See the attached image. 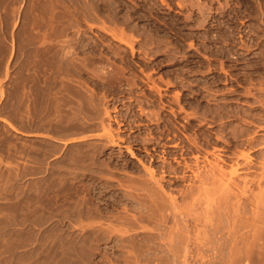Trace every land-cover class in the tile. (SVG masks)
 I'll list each match as a JSON object with an SVG mask.
<instances>
[{"label": "rangeland", "instance_id": "obj_1", "mask_svg": "<svg viewBox=\"0 0 264 264\" xmlns=\"http://www.w3.org/2000/svg\"><path fill=\"white\" fill-rule=\"evenodd\" d=\"M187 1L185 3L184 0H165V2L163 3L161 0H0V264H111L108 262H112V264L115 262L118 264H126V262L123 263L124 260H128L129 258L127 259V257L131 256V254L130 256H128L129 254L126 251L129 249V252L131 253V251L134 250L132 249V246H130L132 245V243H130L131 242L130 240L129 243H127L126 241L127 244H130L128 245L129 247L128 248L125 247L127 246V244L121 241L122 239L119 236L117 237L118 238L117 239V238H113L112 237L113 234H111L112 235L111 238L106 239V237L108 236L106 235L105 237V234L99 231L95 235L99 237V239H100V235H102L101 238L103 237L102 239L104 241L101 239V243L100 242L97 243L100 240L99 239L96 240L97 237L93 235L94 233L92 232L88 233V231H86L88 228L87 229L84 228L85 230H83V228H80L79 230V227L82 226L81 225L82 220L83 221H86V219L88 220L89 218L88 215H91V218L92 216H95V213L97 211L95 208H91L90 207L91 205L92 206L94 205L93 207H96L97 205L98 207L96 208L98 210L101 207L100 209L101 213L98 215L96 214L97 216H95L94 218L96 217H99L100 219L103 218L102 224L104 223L106 228H108L109 225L111 227V224L108 221L112 222V224L117 221L115 224L119 223V225H121L122 223L119 222V220L117 219L114 220V219L118 218L119 215H122L124 213H126L127 216L129 214H132L129 216H135V215L137 216L139 212L144 213V208L139 207L140 205L136 206L135 203H133L134 193L131 194L132 199L129 197L130 196L129 193H132L133 191V188L130 187L133 181L130 180V178L131 179L133 178V180L135 181L139 174L137 180L143 179L142 175L145 174L146 175L145 178L147 179L148 174H146L147 171L145 168L149 167V165L152 164L151 153L152 154L154 153L153 149L157 148V150L159 151L157 154L154 153L155 161H157L154 166H158L162 164L161 161L159 160H161L160 158L162 156V151L163 149H165L162 146H160V144H164V143L174 144L177 140L173 139L175 141L174 142L173 140H168L167 137L162 138L160 132H158V129H156L157 123L154 120L149 122L148 120H146L145 117L139 118L141 113L139 107L142 108V105H144L142 109H145V113H148L153 109L157 111L158 109V111H161L163 115L164 114L171 115L170 112L173 111L175 112L176 111L175 108L178 109L180 105H182L183 107L187 105L188 107L186 106L184 108V111L186 113L182 112V110L180 112V109L177 110L176 112L178 114L180 112L181 115L179 114L180 115L178 116L179 118H175V120L171 119V121L173 122L168 124V126L170 125L169 127L172 128L175 127L174 130L177 129L176 131L180 134V138L183 139L184 143L187 142L184 136L186 134H188L187 136L191 137L190 139L194 138L195 141L201 143L203 140H201V138H199V135L197 134L199 130L208 131L207 133H210L209 131L213 132L214 130L213 133L211 132L212 134H210L211 136L209 137V142H211L210 143L211 145H208L209 147H212V145L217 147L222 146L227 148L228 152L231 153L235 150L234 147L240 145L238 149L241 150H239L240 152H238L237 150V154L240 153L242 156L243 155L242 151L248 152L247 156L245 152L244 156H242L244 158L238 160L240 166L244 162L241 166L242 167L241 169L244 170L240 169L241 173H239V177H241V179L242 177L244 178V176L246 175V178H244L243 180H241L239 177H237V179L239 178L237 180L234 175H231V172L234 169V165H236L235 158L227 157L228 160L225 158L227 160L226 163L230 162V164L228 165V163L227 164L225 163L226 166L224 164L225 166L224 171L225 173L228 171V175H229L227 177V174H225L226 178L232 177L233 179H235L234 181L237 183L235 184L234 181L229 182L230 188L232 187L233 191L236 192V195L238 193L237 191H239V195H237L238 198L234 195L233 197L234 198L236 197L237 200L242 198L238 202L240 205L239 204H238L239 206L236 205L238 206L237 209L239 207L242 209L241 210L239 208L237 210V212H239L240 214L238 215V219L237 217L234 218L236 214L235 215H233L232 213L229 214V212H231L230 210L234 209L235 203L237 204V202L234 201L235 199H231L232 198L231 194H235V193H231L233 191L232 190L230 191L229 188H228L229 192L227 191L228 194L226 192L225 193L227 195H229V193L231 194L228 197L222 199L226 200L227 198H230L229 200L234 201L233 203L234 205L229 204L231 203L229 200H228L229 203L227 201L224 202L220 200L221 199L220 197H223V195L222 196L220 195V193H222L221 189H220L221 191L217 189L218 192L216 194H212L213 192L209 194V198H208V194L206 193L207 194L205 195L206 198L205 197L203 198L202 195L205 194L204 192H206L207 189L204 184H203L204 186H202L201 183L196 182L201 186L199 185L200 187H197L196 185H194V188L195 186L197 187L195 188L197 189V191L193 188V192H198V188L202 190L201 187H203V189L205 187L206 190H204V192L201 190L199 191V192H203L202 195H200L199 192L197 194L198 196H200L199 197L200 200L203 199L200 201L201 203L198 202L199 199L196 198L197 196L195 197L196 201L195 199H193L195 194L194 195L191 194L189 196L190 198L193 196L191 199L194 200L193 203H191L192 201L189 198L187 203L188 206L190 207L192 204L194 205V206L192 205V207L189 209L188 207L187 208L184 207L183 204H186V202L184 203V201H182L183 200L182 197L187 193V191H189L188 188L185 189L183 188L186 187L185 186L186 184L182 183V181H177L178 183L175 182L174 181L175 178L173 177L172 178L166 177L163 180L162 186L165 187V190L169 196L174 197L176 195L175 199H177L176 201L177 203L179 202L178 206L182 205L186 209V211H190L193 208V211H190L192 212L191 214L192 218H189L188 224L185 223L187 221L184 218V214L181 216V218H179L182 221V222L180 221L181 226L179 227L181 230L183 229L182 230L183 233L185 231L192 232L191 230H193L194 228L199 230V232H197L198 234L193 235L195 229L191 233L192 236L191 234H189L190 237L189 241L191 244H188V246L189 248L191 247L190 251L192 250L190 252L191 254H189L190 257L188 256L187 258L189 262L193 264H229V263L231 264L232 262L234 264L235 261L231 258H233L234 255L233 252L235 251L237 246L239 250L236 249L235 252L237 253L239 252L238 256L242 255L241 256L242 259L238 260L239 257L237 259L236 258L237 253H235L234 257L236 258V261L238 260V263L236 262L237 264H264V164H262L264 163V154L262 155L260 152L263 151L262 153H264V145H262L264 144L262 143V141H264V137H263L264 111H262L264 110V94H263L264 93L263 91L264 90V0H187ZM195 2H197L196 5ZM181 4L183 5L181 6ZM197 23L200 25H197ZM116 30H119V34ZM113 31L115 34L113 33ZM120 31H124L123 33H125L127 37L128 36L130 37V41L126 40L127 37L122 32L121 33L124 36H120V37L125 39L124 40L125 43L120 42L117 38H115L114 35L117 36L116 34H118L117 37H119ZM157 36H159V38L161 37L164 41L158 40L159 38ZM129 37L127 39H129ZM131 37H134L135 40ZM152 37L155 38L157 41L160 42L163 41V42L157 43V41L155 42L152 41L153 45L151 46L152 44L151 40L153 39ZM150 38L151 40H149ZM76 39L78 40L76 41ZM131 40L134 43L133 47L134 46L136 47L134 48L133 53L132 51L130 52L131 49L128 48L126 43V41L128 42V44L129 42L132 43ZM143 41L144 43L146 41V43L144 44ZM52 44L54 45L56 44L55 47ZM57 45L59 46L57 47ZM45 46L48 47V50L50 49L51 50L48 51L47 47ZM49 46L51 47L50 49ZM61 46L62 48L65 47V51H67L68 53L69 51H71L72 53L70 52L69 55L67 52H64ZM143 46H147L152 50H150L149 48L148 49L144 48ZM56 47L59 48L60 50H56L57 49ZM67 49H69V51ZM155 49L156 50L160 49V52L156 51ZM113 50H116L118 55L115 54ZM52 51H53L52 54L57 53L56 55L58 56L51 55ZM63 53H65L64 58L61 57ZM47 54L51 55L50 60L52 59V56H54L53 60L56 61L60 59V61H62V64L59 61H58L59 63L57 61L56 62L52 61L51 63V61L48 59L49 56ZM73 54L76 55L75 57L78 58L76 62L80 60L82 63H84L83 61H85L88 64L87 65L86 63H84L83 65L86 64V66H83L78 63H75L74 60L73 65H79L78 67H81L80 69L77 68L79 69L80 72H77L78 70L77 71L74 70L72 64L67 65L66 58L68 57V60L69 58H71V61H73L74 59ZM143 54L146 56V58L144 57ZM146 54L149 56H147ZM119 55L122 56V58L116 57ZM56 57L58 58L55 59ZM88 57L89 58L92 57L93 59L91 60L98 65V66L94 65L96 67L95 72H97V73H93L95 75H93L90 71V69H93L95 67H92L93 66L92 61L89 60L90 62H88L86 60V58L89 59ZM128 57L130 59H128ZM95 59H98L100 62L96 61ZM121 59L122 61H124L123 63L121 62ZM89 63L92 66H90ZM127 63L134 65L133 72L129 70L131 69V67L130 68L126 67ZM61 65L64 66L65 68L63 69ZM148 65L150 66L148 67ZM67 66H69L70 68H68ZM84 67H86V69L87 68L89 69L86 70ZM119 67H123L124 70ZM139 67L142 68L143 70L140 69ZM66 68L68 69L65 70ZM83 68L84 70L82 71L81 69ZM117 68L121 70L119 71L117 70ZM220 68H222L223 71H221ZM113 70H115L114 73L115 72L117 73L119 71L118 75L120 76L125 75L122 78L120 77L121 83H119L118 81L115 82V84L118 83V87H116L117 85H112L113 82H110L109 80H107V82L109 83H105V80L108 78H110V80L113 81L112 80ZM140 70L142 72H140ZM146 71L148 72V75L150 74L149 78L147 74H146L147 75L146 78H144L146 75L142 74L144 72L146 73ZM106 72L107 73L110 72L109 74L110 76L108 75L109 77L105 76L107 75ZM100 73L101 74L103 73L102 75L105 76V78L102 75L100 76L101 79H103L104 81L101 80L100 77L98 76ZM122 73H124V75H121ZM130 75L132 76V78L135 79L136 77L138 80L142 76L141 78L145 79V81H143L142 79H141L142 81L140 80L138 81L135 79V85L130 84L132 83V81H130V79L132 80V78H130L131 77ZM126 76H127V80L129 79L128 81L126 80ZM176 76H179L180 78ZM152 78L157 82L153 81ZM181 78H183L182 79L183 81H181ZM125 80L129 83V86L130 85L131 87L134 86L130 88L131 90L129 89L126 90L125 88L123 89V87L125 86L126 88H129V86L127 85L128 83L126 84ZM166 80H168V82L169 80L170 82L173 81L172 84L174 86L171 88L167 87L166 86L167 83L162 82ZM160 82H162V85ZM148 83L151 84L153 87L154 84H157L156 88L160 86L159 87L160 90L166 87L165 88L166 90L165 89L162 90L161 93L162 94L166 93L171 98L174 92L175 93L179 92L178 94L181 93L179 95L180 101H183L184 104L182 102L181 104H178L176 103V101L175 103L170 104L167 101L169 100V98H166V101L164 98L163 101H165L164 103L166 105L165 107V105L162 104L164 106V109L166 110L168 108L167 110H169V106H170L169 112L167 110L165 111L163 108H161L162 106L161 103L159 104V100L160 99L162 100V98H159L157 95H154L157 94L155 93L154 90L152 91L149 90L150 88H146L148 87L147 85H149ZM196 83L198 85H196ZM200 83L202 84L200 85ZM65 84L66 87L67 86L69 87V85L73 87H69L66 89ZM180 84H182V86H180ZM119 85L122 86V88ZM136 86H138L139 88H137ZM70 88L73 89L70 90ZM126 91L127 93L128 91L130 92L133 91V92L132 93L129 92V94H127ZM141 91L144 92L147 96L144 93H143L144 95H141L142 93ZM149 91L154 94H151ZM135 92L136 94H134ZM168 92H170V94ZM208 92L210 94L208 96L210 97H212V94H214L212 98L207 96ZM204 94H206V96ZM144 96L147 98L156 99L154 100L156 102L155 104L156 106L152 107V105H150L151 106L150 107L149 104H146L144 101H146L147 98H145ZM134 98H136L137 100H135ZM93 101L95 102V104H93L94 106L89 107L92 106L90 105L91 104L90 102L93 103ZM186 103L188 104L190 103L189 105L192 106H189ZM221 107H226V108H223L222 110ZM89 108H92L93 110ZM193 109L196 111L197 115L199 116L204 115L203 118H206L205 121L203 118H196V119L194 118L195 120L194 121L191 118V116H187L189 114L187 113V110L188 112L191 111L193 112ZM106 111H109V115H111V117L105 115ZM195 111L193 113H195ZM217 112L220 115L219 114L217 115ZM224 112L227 113L224 114ZM136 115H138V117ZM185 116L188 117L189 120L188 118H184ZM113 118H120V120L119 119L116 120L119 123H122L123 125L118 124V122L114 121ZM220 119L222 120L220 121ZM141 120L142 122L140 123L142 124L139 123V121ZM203 121L205 123H203ZM222 122L226 124H223ZM108 123H110L111 129H115V131H113L115 132L114 133L115 135L114 134L113 135L116 138H118V136H120V138L123 137L122 141L120 142V146L117 147L111 146L110 143H108L109 139L107 140V137L103 135L105 134L104 128L105 126L108 127L109 125ZM162 124L163 122H161L160 124L161 125L160 130L164 128V125L162 127ZM191 124L192 126L195 127V129L199 127L200 129L194 132V130L190 128ZM148 126L150 128V131ZM218 127H220L221 129ZM260 127L262 128L260 129ZM223 128L224 129L228 128V129L225 131ZM154 129H156V132ZM237 129L239 132H243V134L241 135L243 141L242 138L239 137L241 143L239 142V138H235L232 136L231 133H229L230 131L231 132L234 130L236 131ZM244 131L245 132L248 131L247 135L244 134ZM250 131L251 133H253L252 135L254 137H256L257 135L256 137L257 139L262 138L263 140L258 139L253 144L249 145L248 139L252 136L250 135ZM216 134L217 137L219 134H221V136H223L224 139L220 136L222 139L221 141L218 140ZM151 135L153 140H151ZM258 135H260V137ZM244 136L246 137V139L244 138ZM160 137L162 139H160ZM144 139H146V141H144ZM160 140L162 143L160 142ZM225 140H228L227 142L228 144L226 142L224 143ZM147 141H149L150 144ZM257 141H259L262 144H260ZM153 142L156 143L154 144ZM157 142H160L159 146H156ZM202 143H204V141ZM258 143L261 145V148L260 145L259 147H257ZM185 144L188 145V143ZM228 145L234 150L227 147ZM242 145H245L244 148H242L243 147ZM255 145H256V149H255ZM145 146L149 151L146 150ZM167 148L170 149L169 147H166V149ZM251 148L254 149L252 150ZM257 151H259L260 154H258ZM157 155L159 157H157ZM148 156L150 158H148ZM248 156L250 159L248 158ZM158 158L159 160H157ZM214 158L213 156H210V160ZM230 159H235V161L233 160L232 162V160ZM247 159H249L247 162H249L248 164L250 165L246 164L247 162L245 163ZM106 160L108 161L107 165H110L108 166L110 167L109 170L106 169L107 165L105 166V163H107ZM168 160L171 161V159ZM84 161L87 164L88 162L89 163L91 162L93 166L91 164L87 165ZM103 161L105 162L102 163ZM84 163L87 166L83 167L82 165H85ZM96 163H97V167L95 165ZM76 164L78 165L81 164V165L78 166ZM245 164L249 168H252L253 170L251 169L249 170V168ZM243 165L248 170L244 168ZM76 166H78L79 169H77ZM205 166H207L206 168H209L208 165ZM228 166L229 167L233 166V168H229ZM73 167L76 170L73 169ZM82 167L85 169L81 170ZM86 167L88 169H86ZM226 167H228L229 169ZM245 169L247 170L246 173H245L246 171ZM69 170L73 174L69 173ZM72 171H76L77 173ZM78 172L81 175H79ZM158 173L160 174L161 172L160 171L157 172L158 175L157 178H160L161 174L159 176ZM67 174L68 175L71 174V175L67 176ZM75 174L77 175L75 176ZM100 174L102 176V179L100 178ZM242 174L243 176H240ZM104 175L106 176V178L108 175H109L108 177L114 176L113 177L114 179L117 178L116 180L117 181L119 180L122 183L124 181L128 182L130 180L131 182H128L126 185L124 183V186H126L125 188L127 189L126 193L130 191L127 194L128 196L127 195L123 196L125 194L124 187L116 188L118 190H110V188H105V186L108 185V184L106 185L105 182L109 179L108 178L106 179ZM72 176L75 179L79 178L80 180L76 179L77 181H75V179H72L73 178ZM68 178L70 179L68 180ZM128 178L129 180H127ZM245 179L247 180L245 181ZM116 180H114L116 182L114 184L119 183V181L117 182ZM169 180L170 181L172 180L171 181L172 183ZM207 180H208V185L206 184L205 180L203 183L206 184L208 188L207 191H212L209 188V186L210 184H213L212 182L213 179L212 180L210 179L211 182L209 179ZM68 182L70 183V185L73 184L71 187H74L75 190L77 188V190L80 192V195L78 194L79 192H75L74 189L71 188L70 185H68L69 184ZM76 182L81 184L80 188L83 186L82 184L84 183V186H86L87 189L86 187L84 188L83 186V188L85 189V191L83 192L82 190L84 189L82 188L79 189L78 188L79 184ZM60 183L62 187L60 186ZM64 183L68 185V186L66 185V187L68 188V191L70 193L72 192L70 190L73 189L74 192L71 193L74 194L73 195L74 197L72 196L73 198H75L76 195L75 193H77L76 197L78 195L81 197L82 195V197L81 198L78 197V199H80L79 201H81L83 198L85 200V201L83 200V202H85V205L82 201L80 205L86 207V204L88 206L92 202H95L96 205L92 203L89 207H86L91 210L94 209L95 211L94 210L93 211L95 213L93 211H92L93 213H91V211L90 212L87 211L88 209L86 210L85 207H84L85 208L84 211L83 206L82 208L81 206L80 207L75 206V203H73V201L78 203L76 205H79L80 202H78L77 198H75L77 201L76 200L70 201L72 199L70 198L71 195H68L67 193L68 191L64 193L66 189L65 185L63 186ZM177 184L178 186L179 185L182 186V188L179 187L181 188L180 189L181 191L174 189V187L176 188ZM214 185H215V181L213 186ZM95 186L97 187V190L94 189ZM235 186L238 188H235ZM129 187L132 189H130ZM227 187L228 186H225V190H227L226 189ZM58 188L60 190L63 189V191L61 190L62 191L61 192ZM99 188L102 190H100ZM221 188H223L224 190V187ZM243 188H244L243 191L247 193L244 196L241 195L243 192L242 191ZM88 189L90 190V192ZM240 189H241V193H240ZM174 190L175 192H173ZM86 191H88L89 195L88 193L87 194L85 193ZM99 191L102 196L100 195ZM83 194L86 197L93 196V198H91L93 200L89 201L90 199L88 200V198H86ZM187 194L185 197H187ZM68 196H70L69 197L70 199L69 198L67 199ZM224 196L226 195L224 194ZM97 197L99 198V200H97ZM179 198H181L182 200ZM206 199L208 200V202ZM63 200L65 201L69 200L73 205H70L69 201H67L68 203H66ZM62 201L63 203L66 204H62ZM181 201L183 203H181ZM210 201L211 203H209ZM213 202L215 204L218 203L217 205L219 209L223 207L222 210H218L216 212L215 209L217 208V205H215ZM219 203L221 205L222 203L226 205L223 206L220 205L221 206L220 207ZM229 205L231 207L233 206L232 209ZM70 206L72 207L74 206L75 208L72 209V207ZM125 206L126 208H124ZM131 206L133 207V209ZM66 207L70 209L68 210ZM225 207L230 208V210L224 209ZM64 208H66L65 211ZM76 208L78 209V211ZM74 209L76 210V213L78 215L74 212ZM257 209H259V211ZM122 210H124L123 211L124 213L122 212ZM225 210L229 215L226 214ZM234 210L236 211V209ZM70 211H73L71 212L73 213V215H70L71 214ZM119 211H121L122 214L121 212L119 214ZM212 211L214 212L212 213ZM254 211L256 213V218L254 217L255 214ZM106 212H108L109 215ZM110 212L114 213V215L116 213H118L119 215L113 217L114 215ZM68 213L69 216L66 217L62 216V215H68ZM219 213L225 214L224 215L225 217H223V215L221 214L222 221L221 219L220 220L216 219L217 217L215 218L216 215L220 216ZM126 214H124V216ZM204 214L210 217L209 220L210 219L214 220L213 222L216 221V223H214L215 225L217 223L218 224L220 223L219 225H216V228H218L219 231L216 230L217 232L215 231L216 232L215 235H214V231L211 230L214 229L211 226V224L213 223L211 222H210L211 224L208 223L209 221L207 222V220L205 219L206 216ZM231 214L233 215V217L231 216ZM70 216H74V217H70ZM226 216L227 217L229 216V219H226ZM107 217L108 218L112 217L111 218L112 220L108 219ZM230 217L232 220L230 219ZM94 218H92L94 220L93 222L96 221ZM105 218L107 219V221ZM68 219H71L76 223L78 222L77 224L80 226H78L75 222H72L73 223L72 224L71 220L69 222ZM78 219H80L81 222H79L80 220ZM191 219L192 220L195 219L197 223L195 224L196 227H190L192 226V224L193 226H195L194 220L192 221ZM236 219L237 221L235 222ZM97 220L98 221L96 222H99L98 224H100L101 221H99V219ZM203 220L205 222H203ZM227 220H229V223ZM88 221L92 223L91 219ZM104 221H106L107 223ZM231 221L232 222L234 221V223L239 226L235 225V227H233L234 223H232ZM86 222L84 223V225H86ZM171 223L172 222H170L169 224L171 225ZM93 224L95 225V223ZM102 224L100 225L102 226V228H104V225ZM146 224L151 226V224L148 223ZM189 224L190 226H188ZM206 224L207 225L210 224V226L209 225L206 226ZM221 224H223V227ZM91 225L85 227H89V230H92ZM119 225L113 224L110 229H113V226H116L118 228ZM184 225H187V228L189 227L190 229L188 228L187 231L185 228L186 226ZM204 225L207 229L206 233H209L207 235L209 236L211 235L210 237L207 236V238L209 239L213 238L210 241L211 243L208 242L210 245H212L214 238L216 239L217 236V239L214 242L215 246L214 244L211 246L212 249L211 247L209 248L207 247L206 244L207 242H205V240L203 243H199V241H197L199 243V244L197 243V247L196 244H193L196 240L195 237L197 238V240H200L201 242V239H199L200 236H196V235H199V233H201L200 229L201 231L202 230L206 231V229H204L205 228ZM71 227H74L75 229H71ZM122 227L123 225L120 226V228ZM220 227L221 229H219ZM235 228L240 232L236 231ZM138 229L139 228H136V230ZM178 230L179 229H177V232L181 231ZM76 231L77 232L80 231V232L76 233ZM233 231L236 233L238 232L239 235L240 234L243 235L237 236ZM86 232L90 234V237ZM182 232L180 233L182 234ZM186 232L184 234H186ZM206 233L204 234L201 233V235H204L206 237ZM83 234L85 236L87 235L86 238H88V240L90 241L93 240L92 242L94 243L95 240L97 241L96 242L97 248H95V251L97 249L96 251L97 253L94 252V249L92 251L93 243L89 246L91 242L88 243L87 240L84 238ZM253 234H255V236ZM77 235L79 236L77 237ZM142 235L145 238H143ZM81 236L83 237V240L85 239L84 240L85 242L83 240L81 241L82 239ZM139 237L142 238L138 239ZM139 237H137V239L139 240L137 242L139 243L142 242L141 244H144L143 248L147 246L146 248H148L151 252L146 248L145 249L142 248V250H144L143 252L142 250H138L137 249L138 247L135 246L136 253H134L133 251V254L135 256L137 255V252L139 253L138 254L139 256L142 254L141 258L138 255L136 256L137 260H139L140 262L138 264H141L142 262L143 264H151L152 261H153L152 264H158L157 263L158 260H159V264L160 263L170 264L172 261H173L172 264H178L179 262L183 264V257L181 256L182 258L179 261V258L173 256L167 250L168 247L165 246L166 242L164 241L165 243H162L163 240L167 241V239H161L162 241L160 242L159 238L152 237L151 239L150 237H147L146 234H141L139 235ZM177 237H174V240L180 243L179 246L181 247V250H183L184 248L183 242L179 240ZM89 238H92V240ZM146 238L148 241L146 240ZM207 238L206 241L209 240ZM157 239L158 241H154ZM218 239L219 241L220 240L221 241L219 242ZM149 240L150 242H152V245L149 242ZM158 242H160V244H158ZM85 243H87L88 245L87 249H86L87 245ZM216 243H219V247L218 244ZM117 244H120L118 248H117L118 246ZM202 244L204 245V248ZM93 245L95 246V244ZM161 245H163V247ZM192 245L195 248H193ZM78 246L82 248L81 249L80 247L77 248ZM83 247L85 248L83 252L85 251L87 252L88 249L89 250L91 249L90 251H92V253L95 254L92 255L90 251H89L90 253L88 252L89 254L87 253L88 255H85L86 252L85 253L81 252L80 254H78L77 250L78 249L83 250L84 249ZM151 248L153 251L151 250ZM159 248L161 249L159 250ZM251 250H253L254 252ZM159 251L161 252L159 253ZM166 251H168L167 254ZM195 251L197 252L195 253ZM240 252L242 253L240 254ZM82 253L84 256L87 257L88 260L87 259L83 260L86 257H84ZM126 253L128 255H126ZM145 254L147 256H144ZM156 254H159L160 256L158 257ZM193 254L195 256H193ZM249 254L250 256H248ZM78 255H81L80 257L82 256L83 257L80 258ZM122 255L127 256L126 259H123V261L122 258H124L125 256L122 257ZM135 256H133L134 258L132 257V259L129 260L131 261L129 263L132 264L133 263L132 260L138 262L136 261ZM148 257L150 260L148 259ZM160 257L162 261H160L161 260ZM171 257L173 260L171 259ZM193 257L194 258L196 257L197 259L196 258L194 259ZM153 258L155 259V261ZM165 258H166L165 262L167 261V263L164 262ZM167 258L169 261L167 260ZM230 259L233 260L234 262L231 261ZM135 262L133 264H135ZM189 262L188 264H190Z\"/></svg>", "mask_w": 264, "mask_h": 264}, {"label": "bare ground", "instance_id": "obj_2", "mask_svg": "<svg viewBox=\"0 0 264 264\" xmlns=\"http://www.w3.org/2000/svg\"><path fill=\"white\" fill-rule=\"evenodd\" d=\"M161 1H162L163 3L165 2V0H161ZM186 1H187V0H184L185 3H186ZM187 2H188V1H187ZM189 2H190V1H189ZM191 2H192V1H191ZM198 2H199V1H198ZM196 3H197V2H195V5H196ZM190 4H191V3H190ZM182 5H183V4H181V6H182ZM198 6H199V5H198ZM198 6H197V7H198ZM33 7H34V6H33ZM201 8H202V6H201ZM197 9H198V8H197ZM33 10H34V9H33ZM203 10H204V9H203ZM200 13H201V12H200ZM201 19H202V18H201ZM204 21H205V20H204ZM204 21H203V22H204ZM197 22H198V21H197ZM197 25H200V24L197 23ZM201 25H202V24H201ZM114 31H115V30H114ZM114 31H113V33H114ZM116 31H117L118 34H119V30H116ZM121 32L123 33L124 31H120V35H119V37H117L118 34H116L117 36L114 35V37L117 38L120 42L125 43V41H124L125 39H123L122 37H120V36H124L123 34H125V33L122 34ZM114 34H115V33H114ZM121 34H122V35H121ZM125 36H126V34H125ZM150 36H151V35H150ZM150 36H149V37H150ZM152 36H153V35H152ZM221 36H222V35H221ZM126 37H127V36H126ZM128 37H129V36H128ZM128 37H127V38H128ZM154 37H155V36H154ZM157 37L159 38V36H157ZM127 38H126V40L130 41V37H129V39H127ZM131 38L134 39V37H131ZM144 38H146V37H144ZM152 38H153V37H152ZM158 38H157V39H158ZM160 38H161V37H160ZM160 38H159L158 40H163L162 38H161V39H160ZM147 39H148V38H147ZM77 40H78V39H76V41H77ZM134 40H135V39H134ZM149 40H151V38H150ZM131 41H132V40H131ZM152 41L155 42V41H157V40H156L155 38H153V39L151 40V42H152ZM163 41H164V40H163ZM163 41H162V42H163ZM54 42H55V41H54ZM134 42H136V41H134ZM158 42H159V43H162V42H160V41H157V43H158ZM52 43H53V41H52ZM126 43H127L128 48L131 49L130 52L132 51V53H133V52H134V48H136L135 46L133 47V44H134L133 41H132V43L129 42V44H128V42L126 41ZM130 43H131V44H130ZM143 43H144V41H143ZM145 43H146V41H145ZM145 43H144V44H145ZM148 43H149V42H148ZM50 44H51V43H50ZM150 44H151V43H150ZM155 44H156V43H155ZM155 44H154V45H155ZM43 45H44V44H43ZM52 45L55 47L56 44H55V45L52 44ZM152 45H153V42H152L151 46H152ZM58 46H59V45H57V47H58ZM140 46H142V45H140ZM148 46H149V44H148ZM151 46H150V47H151ZM45 47H47V46H45ZM57 47H56V48H57ZM143 47H144V48H147V49L149 48V47H147V46H143ZM50 48H51V47L49 46V49H50ZM56 48H55V49H56ZM61 48H62V46H61ZM43 49H44V48H43ZM52 49H53V47H52ZM149 49H150V48H149ZM47 50H48V47H47ZM50 50H51V49H50ZM50 50H48V51H50ZM56 50H60V49L57 48ZM56 50H54V51H56ZM62 50H64V52H67V51H65V47H63ZM67 50L69 51V49H67ZM150 50H152V49H150ZM155 50H156V49H155ZM223 50H224V49H223ZM48 51H47V53H48ZM113 51L115 52V54H117L116 50H113ZM136 51H138V50H136ZM156 51H159V52H160V49H158V50H156ZM57 52H58V51H57ZM70 52H71V51H69V53H70ZM148 52H149V50H148ZM148 52H147V53H148ZM154 52H155V51H154ZM229 52H230V51H229ZM231 52H232V51H231ZM41 53H42V52H41ZM49 53H50V52H49ZM52 53H53V51L51 52V55H54V56L57 54V53H55V54H52ZM67 53H68V52H67ZM67 53H66V55H67ZM69 53H68V54H69ZM71 53H72V52H71ZM135 53H136V52H135ZM142 53H143V52H142ZM156 53H157V52H156ZM220 53H221V51H220ZM42 54H43V53H42ZM115 54H114V55H115ZM128 54H129V53H128ZM144 54H145V52H144ZM144 54H143V55H144ZM231 54H232V53H231ZM235 54H236V53H235ZM44 55H45V54H44ZM47 55H48V54H47ZM51 55H48V56H49V57H48L49 60H50V58H51V57H50ZM62 55H63V56H62ZM62 55H61V57L64 58L65 53H63ZM69 55H70V54H69ZM69 55H68V56H69ZM117 55H118V54H117ZM135 55H137V54H135ZM146 55H147V54H146ZM150 55H151V54H150ZM54 56H52V59L50 60L51 63H52V61H54V60H53V59H54V58H53ZM56 56H58V55H56ZM75 56H76V55L73 54V57H74V59H73V57H72L73 61H71V58H69V60H68V57L66 58V59H67V65H68V64H72V65H73V64H74V60H75V63H78V64H80V65H83L84 63H86L85 61H83L84 63H82L80 60L76 62V60H78V58L75 57ZM147 56H149V55H147ZM229 56H230V55H229ZM233 56H234V55H233ZM61 57H59V58H61ZM116 57H121V58H122V56H120V55H119V56H116ZM125 57H126V56H125ZM131 57H132V56H131ZM144 57L146 58L145 55H144ZM223 57H224V56H223ZM226 57H227V56H226ZM57 58H58V57H56L55 59H57ZM63 58H62V60H63ZM88 58H89V57H88ZM135 58H136V57H135ZM147 58H148V57H147ZM46 59H47V58H46ZM46 59H45V60H46ZM66 59H65V60H66ZM91 59H93V58H92V57H90L89 59L86 58V60H87L88 62L92 61ZM124 59H125V58H124ZM128 59H130V58L128 57ZM65 60H64V61H65ZM89 60H90V61H89ZM95 60H96V61H99L98 59H95ZM95 60H94V61H95ZM126 60H127V58H126ZM46 61H47V60H46ZM56 61H57V62L59 61V62L62 64V61H60V59H58V60H56ZM56 61H54V62H56ZM69 61H70V62H69ZM131 61H132V60H131ZM59 62H58V63H59ZM80 62H81V63H80ZM92 62H93V61H92ZM92 62H91V63H92ZM99 62H100V61H99ZM99 62H98V63H99ZM121 62L123 63L124 61H122V59H121ZM151 62H152V61H151ZM161 62H162V61H161ZM130 63H131V62H130ZM130 63H127V64H126V67H127V68H130V67H131V69H129V70L133 72V70H134V69H133V66H134V65H131ZM133 63H135V62H133ZM157 63H158V62H157ZM53 64H54V63H53ZM63 64H64V63H63ZM86 64H87V63H86ZM86 64L83 65V66H86ZM152 64H153V63H152ZM159 64H161V63H159ZM59 65H60V64H59ZM72 65H70V66H72ZM87 65H88V64H87ZM89 65H90V63H89ZM92 65H93V66H92ZM92 65H90V66L95 67L97 64L93 62ZM94 65H95V66H94ZM162 65H163V63H162ZM222 65H223V64H222ZM222 65H221V67H222ZM65 66H66V64H65ZM74 66H76V67H74ZM78 66H79V65H73L72 67L74 68V70H76V71L78 70L77 72H80L79 69H80L81 67H78ZM83 66H82V67H83ZM97 66H98V65H97ZM121 66H122V65H121ZM149 66H150V65H148V67H149ZM160 66H161V65H160ZM61 67H62L63 69L65 68V67L62 66V65H61ZM67 67L70 68L69 66H67ZM146 67H147V66H146ZM146 67H145V68H146ZM148 67H147V68H148ZM58 68H59V67H58ZM68 68H66L65 70H67ZM77 68H79V69H77ZM84 68L86 69V67H84ZM84 68L81 69V70L83 71ZM90 68H91V67H90ZM119 68H122V69H123V67H119ZM124 68H125V67H124ZM139 68H140V67H139ZM145 68H144V69H145ZM208 68H209V67H208ZM60 69H61V68H60ZM87 69H89V68H87ZM87 69H86V70H87ZM95 69H96V67L93 68V69H90V71H91L92 74H93V73H97V72H95ZM113 69H114V67H113ZM137 69H138V68H137ZM140 69H142V68H140ZM220 69H221V71H223L222 68H220ZM223 69H224V68H223ZM69 70H70V69H69ZM69 70H68V71H69ZM72 70H73V69H72ZM72 70H71V71H72ZM92 70H94V71H92ZM117 70L120 71L121 69H118V68H117ZM123 70H124V69H123ZM142 70H143V69H142ZM151 70H152V69H151ZM151 70H150V71H151ZM208 70H209V69H208ZM114 71H115V70H113V72H112L113 75L111 74V75L113 76V79H112L113 81H111L110 78H108V79L105 80V83H109V82H107V80H109L110 82H113V84L111 83L112 85H117L116 87H118V83L115 84V82L118 81L119 83H121V81H120V80H121L120 77L122 78V77H124L125 75H124V73H122L121 75H124V76H120V75H118L119 71H118L117 73H116V72L114 73ZM125 71H127V70H125ZM148 71H149V70H148ZM153 71H154V70H153ZM72 72H73V71H72ZM72 72H71V73H72ZM123 72H124V71H123ZM135 72H136V70H135ZM138 72H139V71H138ZM140 72H142V71L140 70ZM74 73H76V72H74ZM81 73H82V72H81ZM98 73H99V72H98ZM106 73H107V72H106ZM150 73H151V72H150ZM165 73H166V71H165ZM169 73H170V72H169ZM102 74H103V73H102ZM102 74L100 73L99 75H98V74H97V75L100 77ZM109 74H110V72H108L107 75H105V76H108ZM130 74H131V72H130ZM132 74H133V73H132ZM142 74H145V75L147 74V75H148V72L146 71V73L144 72V73H142ZM163 74H164V73H163ZM93 75H95V74H93ZM128 75H129V74H128ZM137 75H138V74H137ZM147 75H146L144 78H146ZM149 75H150V74H149ZM149 75H148V78H149ZM166 75H167V74H166ZM166 75H165V76H166ZM169 75H170V74H169ZM102 76L105 78L104 75H102ZM109 76H110V75H109ZM109 76H108V77H109ZM112 76H111V77H112ZM130 76H131V75H130ZM128 77H129V76H128ZM133 77H135V76H133ZM138 77H140V76H138ZM141 77H142V76H141ZM141 77H140L139 80H140V81H142V80L145 81V79H143V78H141ZM176 77H179V76H176ZM130 78H132V76H131ZM160 78H161V77H160ZM179 78H180V77H179ZM100 79H101V77H100ZM133 79H134V78H132V80L130 79V81H132V83H130V84L135 85V79H136V80H138V79H137L136 77H135L134 80H133ZM141 79H142V80H141ZM150 79H151V78H150ZM150 79H149V80H150ZM182 79H183V78H181V81H183ZM218 79H219V78H218ZM101 80H103V79H101ZM126 80H127V76H126ZM126 80H125V82H126V84H127V83H128L127 81H128L129 79H128L127 81H126ZM139 80H138V81H139ZM147 80H148V79H147ZM147 80H146V81H147ZM152 80L155 81L153 78H152ZM152 80H151V81H152ZM156 80H157V79H156ZM176 80H177V79H176ZM195 80H196V79H195ZM195 80H194V81H195ZM219 80H220V79H219ZM103 81H104V80H103ZM133 81H134V83H133ZM160 81H161V79H160ZM171 81H172V80H171ZM216 81H217V80H216ZM155 82H157V81H155ZM155 82H154V83H155ZM162 82L167 83V84H166L167 87H170V88H171V87L174 86V85L172 84L173 81L170 82V80H169V82H168V80H166V81H162ZM162 82H160L161 85H162ZM192 82H193V81H192ZM213 82H214V81H213ZM213 82H210V83H213ZM143 83H144V82H143ZM150 83H151V82H150ZM152 83H153V82H152ZM158 83H159V82H158ZM164 83H163V84H164ZM180 83H183V82H180ZM187 83H188V82H187ZM123 84H124V83H123ZM148 84H149V83H148ZM176 84H177V82H176ZM189 84H190V83H189ZM192 84H193V83H192ZM198 84H199V82H198ZM198 84L196 83V85H198ZM201 84H202V83H200V85H201ZM67 85H69V84H67ZM120 85H121V84H120ZM120 85H119V86H120ZM127 85L129 86V83H128ZM145 85H147V84H145ZM149 85H150V86H149ZM149 85H147L148 87H146V88H150L149 90H152V91L154 90L155 93H157V94L151 93L150 91H149V92H150L151 94L157 95L159 98H162V100H161V99L159 100V104L161 103V105H162V104L165 105L164 102L166 101V98H169V100H167V101H168V103H170V104H171V103H175V101H176V103H178V104H181V102L183 103V101H180V96H179V95H180L181 93L178 94L179 92H176V93L174 92L173 95L171 94V95H172V98H171V97H170L169 95H167L166 93H165L166 95L161 93V91L164 90L166 87L163 88V89L161 88L162 90H160V88H159L160 86H158V88H156L157 84H154V87H153L151 84H149ZM185 85H187V84H185ZM138 86H139V84H138ZM138 86H136V87L139 88ZM164 86H165V85H164ZM180 86H182V84H180ZM207 86H208V85H207ZM65 87H66V84H65ZM69 87H73V86L69 85ZM69 87L67 86L66 89L69 88ZM120 87L122 88V86H120ZM132 87H134V86H132ZM132 87H131V85H130L129 88H126V86H125V87H123V89L125 88L126 90H127V89L131 90L130 88H132ZM136 87H135V88H136ZM184 87H185V86H184ZM210 87H211V86H210ZM71 89H73V88H70V90H71ZM114 89H116V88H114ZM189 89H190V88H189ZM198 89H199V88H198ZM205 89H206V88H205ZM137 90H139V89H137ZM140 90H141V89H140ZM165 90H166V89H165ZM167 90H168V89H167ZM113 91H114V90H113ZM116 91H117V90H116ZM133 91H134V89H133ZM133 91H131V92L128 91V93H127V91H126V93L129 94V92L132 93ZM263 91H264V90H263ZM117 92H118V91H117ZM120 92H121V91H120ZM136 92H137V91H136ZM136 92H135L134 94H136ZM141 92H142V91H141ZM141 92H140V93H141ZM163 92H164V91H163ZM124 93H125V92H124ZM143 93H144V92H142L141 95H144V94H145V93H144V94H143ZM168 93L170 94V92H168ZM172 93H173V92H172ZM191 93H192V92H191ZM138 94H139V92H138ZM151 94H150V95H151ZM158 94H159V95H158ZM175 94H176V95H175ZM263 94H264V93H263ZM114 95H115V94H114ZM116 95H117V94H116ZM145 95H146V94H145ZM162 95H163V96H162ZM204 95L206 96V94H204ZM208 95H210L209 92H208L207 96H208ZM213 95H214V94H212V97H213ZM146 96H147V95H146ZM205 96H204V97H205ZM133 97H134V96H133ZM136 97H137V96H136ZM144 97H145V96H144ZM208 97H210V96H208ZM208 97H207V98H208ZM212 97H210V98H212ZM145 98H147V97H145ZM159 98H158V99H159ZM164 98H165V101H163ZM183 98H184V97H183ZM186 98H187V97H186ZM186 98H185V99H186ZM262 98H263V97H262ZM130 99H131V98H130ZM132 99H133V98H132ZM134 99L137 100L136 98H134ZM154 100H156V99H154V98H153V99H151V98H147V100L144 101V102H145L146 104H149V106L152 105V107H153V106H156V105H155L156 102H155ZM204 100H206V99H204ZM132 101H133V100H132ZM157 101H158V100H157ZM198 101H200V100H198ZM198 101H197V102H198ZM187 102H188V99H187ZM189 102H190V101H189ZM260 102H261V101H260ZM90 103H91L90 105H92V106H89V107H93V106H94L93 104H95L94 101H93V103H92V102H90ZM190 103H191V102H190ZM190 103H189V104H190ZM262 103H263V102H262ZM88 104H89V103H88ZM88 104H87V105H88ZM140 104H142V103H140ZM178 104H177V105H178ZM183 104H184V103H183ZM186 104H188V103H186ZM189 104H188V105H189ZM197 104H198V103H197ZM200 104H201V103H200ZM221 104H223V103H221ZM172 105H173V104H172ZM174 105H176V104H174ZM139 106H140V105H139ZM143 106H144V105H142V108H143ZM162 106H163V105H162ZM162 106H161V108L164 109V106H163V107H162ZM167 106H168V105H167ZM186 106H187V105H186ZM186 106L183 107L182 105H180V107H178V109H177V108H175V109H176V111L180 109V112H181V110H182V112L186 113V112L184 111V108H185ZM189 106H192V105H189ZM199 106H200V105H199ZM150 107H151V106H150ZM165 107H166V105H165ZM187 107H188V106H187ZM196 107H197V105H196ZM202 107H203V106H202ZM205 107H206V106H205ZM142 108L139 107V109H140V111H141V113H140V117H139V118H141V117H142V118L145 117L146 120H148L149 122L152 121V120H154V121L157 123V124H156V127H157L156 129H158V132H160L162 138L167 137L168 140H173V139H174V140H175V139L177 140L176 142L173 140V141L175 142L174 144H171V143H170V144H168V143L165 144L164 142H163L164 144H160L161 140H160V142H157V145H156V146H159V144H160V146H162L163 148H165V149L162 148L163 151H162V156H161V158H160L161 160H159V158L157 159V160L161 161L162 164H160V165H158V166H154L155 163L157 162V161H155L154 153L157 154V153L159 152V151L157 150V148H154V149H153V150H154V153H153V154L151 153V156H152V158H151V160H152V164L149 165V167L145 166V167H147V168H145L146 171H147L146 174H148V176H147L148 178H147V179L145 178V177H146L145 174H143V175L141 174L142 177H143V179H138V180H137V178L139 177V174H138V177L136 178L135 181L133 180V178H132V179L130 178V180H132L133 182L131 183L132 185H131L130 183H129V184L131 185L130 187L133 188V191H134V192L132 191V193H129L130 191H128V193L130 194L129 197L131 198V196H132L131 194L134 193V194H133V198H134L133 203H135L136 206H139V205H140L139 207L144 208V213H141V212L137 211V212H139V214H138L137 216H136V215H135V216H129V215H132V214H129V215L127 216V214L123 212L124 210H122V212H123L124 214H126V215L124 216V214H122L121 211H119V214H120V212H121L122 215H119L118 213H116V214L114 215V213L110 212V213H112V214L114 215L113 217H115L116 215H119L118 218H115V219L113 218V219H114V220H116V219L119 220V222L122 223L121 225H123V227L120 228L121 225H119V223H118V224H115V223L117 222V221H116V222H114L113 224H114V225H119V227L117 228L116 226H113V229H110V228L112 227V225H113L112 222L108 221V222L111 224V227H110V225L108 224L109 226H108V228H106L105 225H104V223L102 224V221H103L102 219H103V218L100 219L99 217H96L97 219H99V221H101L100 224L104 225V228H106V229H104V228H102V226H101L100 224H98L99 222H96V221H98V220H97L96 218H94L95 216H97L98 214L101 213V211H100L101 207H100V209L98 210V209L96 208V207H98V206L95 204V202H92V203L95 204L96 207H93L94 205L92 206V205H91V204H92L91 202H89V203H91V204H90L91 206H90V205L87 206V204H86V207H89V206H90L91 208H95L96 211H97V212L95 213V212H94V211H95L94 209H93V210H94V211H93V210H91V209H89V208H86V207L83 206V205H80V204H81V201L83 202L84 199L82 198V200L79 201L80 199H78V197H80V196H79V195H80V192L77 190V188H76V190H77V191H76V190L74 189V187H71L73 184L70 185V183L68 182V183H69L68 185H70V187L73 188L75 192H79V193H78L79 195H78L77 197H76L77 193H75V194H76V195H75V198H77L78 202H80V203H79V205H76V204H78V203H76L75 201H73V203H75V206H77V207H78V206H79V207L81 206V208H82V206H83V208L85 207L86 210L88 209L87 211H89V212L91 211V213H93V212L95 213V216H92V218H94V219L96 220L95 222H93L94 220L91 218V215H88V216H89L88 220L91 219V220H92V223H90V221H88L87 219H86V221H88V222L83 221V220H82V222H81V220L78 219V220H80L79 222H81V225H82L81 227H79V230H80V228H83V230H85V229L88 228L86 231H88V233H89V232H90V233H91V232L94 233L93 235L97 234V232L100 231V232H102L103 234H105V237H106V235L108 236V237H106V239H110L111 236H112L111 234H113V236H112L113 238H117V237L119 236V237L122 239V240H121V239H120V240L123 241L125 244H127V243H129V242L131 241L130 243H132V245L127 244V246H125V244H124L125 247H128V245H130V246H132V249H134V250L131 249V250H132L131 253L129 252V249H128L127 251L125 250V251L128 252V254H129V255H128V254L126 253V255L130 256V254H131L130 257H127V256H125V255H124V256H125V257H124V256L122 255V257H124V258H122V261H123V259H126V257H127V259L129 258L128 260H124L123 263L126 262V264H127V261H128V264H131V263H129V262H131V261H129V260H131L132 257L135 256V255L133 254V251H134V253H136V251H135V250H136V249H135L136 247H138V248H137L138 250H142V248L144 247V246H143L144 244H141L142 242H141V243L137 242V241H139L138 239H141L142 237L145 238L143 235H142V237L140 238L139 235H141V234H146L147 237H150L151 239H152V237L159 238V239H160V240H159L160 242L162 241L161 239H167V241H166V240H163L162 243H165V242H166V245H165V246H167L168 249H167L166 247H165V248L170 252V254H172V255L175 256L176 258H179V261H180L181 258L183 257V264H188L189 260H188L187 258H188V256L190 257L189 254H191L190 252L192 251V250L190 251V248H191V247L189 248V246H188V244H191L190 241H189V238H190V237H189V234H191V233L193 232L194 229H195V232H193V233H194L193 235L198 234L197 232H199V230H197L196 228H194L193 230H191L192 232L189 231V232H190V233H189V232H186V231H185L186 234H184L185 232H184V233L182 232L183 229L181 230L180 227H179V226H181V223H180L181 220H180L179 218H181V216L184 214V218H185V220L187 221V222H185L186 224H188V220H189V218H192V217H191L192 212H190V211H193V208H192V210H190V211H186V209L184 208V207H186V208L188 207V208L190 209V208L192 207L193 204H192L190 207H189L188 204H187V203H188V200H189V198H190L189 196H190L191 194H193V195L195 194L194 197L192 196L193 199H195V201H196V198L199 199L198 202H200L201 200H203V199L200 200V198H199L200 196L197 195L198 192H199L201 189L198 188V192H193L194 185H196L197 187H200L201 185H200V184H197V183H201L202 186L205 185L206 189L208 190V188H207V186H206V184L208 185V180H207V179H209V180H210V179H211V180L213 179V180H212L213 184H214V181H215V185H216V184L218 185V187H217V185H216V186H215V185L213 186V184H210V182H211V180H210V182H209V184H210L209 188H210L212 191H207V190L205 189V187H204V189H203V187H201V188H202L201 191L204 192V190H206V192H204L205 194H203V192H199L200 195H202V194L204 195V196L202 195L203 198H204V197L206 198L205 195H207V194H208V198H209V194H211L212 192H213L212 194H216V193L218 192L217 189H219V190L221 189L222 191H221V190H220V191H221L222 193H220V191H219V193H220L221 196L223 195V197H220V198H221L220 200H221V201H224V202H226V201L228 202V200H229L230 198H227L226 200H223V199H224L225 197H228L231 193H235V194H231V195H232V198H231V199H235L234 201L237 202V204L235 203V207H234V209H236V211L233 209V210L235 211V212H234L233 210H230V208H226V207H225L224 209H226V210L229 209V210L231 211V212L228 211L229 214H230V213H232L233 215L236 214V216H234V218L237 217V219H238V215H240V214H239V212H237V210H238L240 207H239L238 209H237V207L240 205L238 202H239V200H241L242 198L239 197V198H241V199H238V200L236 199L237 195H239V191H237L238 193H237V195H236V192H234L233 189H232V187L230 188V186H229V182L234 181L235 179H233L232 177L226 178V175H225V174H227V177H228L229 175H228V171L225 173V171H224V167L226 166L227 163H228V165L230 164V162H227V163H226V161L228 160L227 157H231V158L233 157V158H235L236 161H235V159H230V160H232V162H233V160H234V161H235V164H236V165H234V169H233V171L231 172V175H234L235 178L237 179V177H239V173H241L240 171H241V170H244V169H241V168H242L241 166H242V164H243L244 162H243V163L241 162L242 164H241V166H240V163H239L238 160L241 159V158H242V159L244 158V157H242V156H244V153H245L246 151H245V152L242 151V152H243V155L241 156L240 153H239L240 155L237 154V150H238V152H240L239 150H241V149H238V148L240 147V145H237L236 147H234L235 150H234L233 148L229 147V145H228L227 147H229V148H231V149L234 150V151L232 150L233 152H231V153L228 152V149H227V148L222 147V146H221V147H219V146L217 147V146H213V145H212V147H209L208 145H211V144H210L211 142H209V137L211 136L210 134H212V133L214 132V130H213V132H212V131H209L210 133H207L208 131H203V130L200 131V130H199L200 127L197 128V129H195V127L192 126V124H191V127H190V128H192V129L194 130V132H196V131L199 130V132H198L197 134L199 135V138H201V140L204 141V143H202L203 141H202L201 143H200V142H197V141L194 140V138H192V139H193V140H192V139H190L191 137L187 136L188 134H186V135H184V136H185V139H186V141H187V142H185V143H188V145H187V144L184 143L183 139L180 138V134L176 131L177 129L174 130L175 127L172 128V127H169L170 125L168 126V124H170L171 122H173V121H171V119H172V120H173V119L175 120V118H179L178 116L181 115L179 111H178V112H179L180 115H179L176 111H175V112H174V111H173V112H170L171 115H165V114L163 115V113H162L161 111H158V109H157L158 112L155 111V110L153 109L156 113H155L153 110H151L152 112L150 111V112H148V113H145V109H142ZM155 108H156V107H155ZM161 108H160V109H161ZM190 108H191V107H190ZM192 108H193V107H192ZM219 108H220V107H219ZM221 108H222V110H223V108H226V107H221ZM89 109L93 110L92 108H89ZM160 109H159V110H160ZM167 109H168V108H167ZM167 109H166V110H167ZM98 110H99V109H98ZM161 110H162V109H161ZM164 110H165V109H164ZM166 110H165V111H166ZM169 110H170V106H169ZM169 110H167V111L169 112ZM172 110H173V109H172ZM197 110H198V109H197ZM201 110H202V109H201ZM114 111H115V110H114ZM140 111H139V112H140ZM194 111H195V110L193 109V112H194ZM199 111H200V109H199ZM262 111H264V110H262ZM193 112H192V111H191V112H188V110H187V113H189L187 116H191V118H192L193 120H194V118L196 119V118H203V117H204V115H202V116L197 115L196 111H195V113H193ZM204 112H205V111H204ZM166 113H167V112H166ZM205 113H206V112H205ZM220 113H221V112H220ZM226 113H227V112H224V114H226ZM135 114H136V113H135ZM138 114H139V113H138ZM168 114H169V113H168ZM200 114H201V113H200ZM218 114H219V113L217 112V115H218ZM105 115L111 117V115H109V111H106V112H105ZM217 115H216V116H217ZM219 115H220V114H219ZM229 115H230V114H229ZM136 116L138 117V115H136ZM136 116H135V117H136ZM205 116H206V115H205ZM209 116H210V115H209ZM223 116H224V115H223ZM181 117H182V116H181ZM181 117H180V118H181ZM206 117H207V116H206ZM212 117H213V116H212ZM108 118H109V117H108ZM147 118H148V119H147ZM182 118H183V117H182ZM184 118H188V117L185 116ZM207 118H208V117H207ZM216 118H217V117H216ZM116 119H119V120H120V118H113L114 121L118 122ZM133 119H134V118H133ZM203 119H204V121H205L206 118H203ZM212 119H213V118H212ZM134 120H135V119H134ZM188 120H189V118H188ZM197 120H198V119H197ZM221 120H222V119H220V121H221ZM191 121H192V120H191ZM194 121H195V120H194ZM200 121H201V120H200ZM204 121H203V123H205ZM214 121H215V120H214ZM214 121H212V122H214ZM263 121H264V120H263ZM109 122H110V121H109ZM133 122H135V121H133ZM140 122H142V120L139 121V123H140ZM143 122H144V121H143ZM149 122H147V123H149ZM155 122H153V123H155ZM161 122H163L162 127H163V125H164V128H165V129L162 128V130H160V129H161V125H160ZM192 122H193V121H192ZM192 122H190V123H192ZM201 122H202V121H201ZM103 123H104V122H103ZM110 123H111V122H110ZM110 123H108V124H109L108 127L104 125L105 128H104V127H103V128H104V130H105V134H103V135L107 137V140L109 139L108 143H110L111 146H113V147L120 146V142L122 141L123 137L120 138V136H118V138H116V137L114 136V135H115V134H114L115 132H113V131H115V129H111V127H110ZM139 123H138V124H139ZM151 123H152V122H151ZM195 123H196V122H195ZM198 123H199V122H198ZM222 123H223V122H222ZM222 123H220V124H222ZM118 124L123 125L122 123H119V122H118ZM129 124H130V123H129ZM140 124H142V123H140ZM173 124H174V123H173ZM207 124H208V123H207ZM223 124H226V123H223ZM247 124H248V123H247ZM145 125H147V124H145ZM174 125H175V124H174ZM174 125H173V126H174ZM195 125H196V124H195ZM111 126H112V125H111ZM154 126H155V125H154ZM220 126H221V125H220ZM224 126H225V125H224ZM263 126H264V125H263ZM152 127H153V126H152ZM184 127H186V126H184ZM184 127H183V128H184ZM227 127H228V126H227ZM120 128H121V127H120ZM143 128H144V127H143ZM148 128H149V126H148ZM176 128H177V127H176ZM183 128H182V129H183ZM187 128H188V127H187ZM218 128H220V127H218ZM230 128H231V127H230ZM261 128H262V127H260V129H261ZM156 129H154L155 132H156ZM182 129H181V130H182ZM184 129H185V128H184ZM220 129H221V128H220ZM223 129H224V128H223ZM227 129H228V128H226V129H224V130L226 131ZM231 129H232V128H231ZM239 129H240V128H239ZM178 130H179V129H178ZM185 130H186V129H185ZM189 130H190V129H189ZM263 130H264V129H263ZM149 131H150V128H149ZM187 131H188V130H187ZM187 131H185V132H187ZM191 131H192V130H191ZM215 131H216V130H215ZM222 131H223V130H222ZM245 131H246V129H245ZM245 131H244V134L247 135V132H248V131H247V132H245ZM116 132H117V131H116ZM118 132H119V131H118ZM166 132H167V133H166ZM183 132H184V131H183ZM183 132H182V133H183ZM211 132H212V133H211ZM253 132H254V131H253ZM255 132H256V131H255ZM260 132H261V131H260ZM182 133H181V134H182ZM192 133H193V132H192ZM229 133H231L232 136L235 137V138H239V137L242 138L241 135L243 134V132H239L238 129H237L236 131H235V130L232 131V132L230 131ZM258 133H259V132H258ZM113 134H114V135H113ZM118 134H119V133H118ZM156 134H157V133H156ZM221 134H222V133H221ZM221 134H219L218 137H217V134H216L217 139L220 140V141H221V139L223 138V136H221ZM223 134H224V133H223ZM248 134H249V133H248ZM252 134H253V133H251V131H250V135H252ZM261 134H262V133H261ZM149 135H150V134H149ZM246 135H245V136H246ZM262 135H263V134H262ZM262 135H261V137H262ZM153 136H154V135H153ZM156 136H157V135H156ZM190 136H191V135H190ZM193 136H194V135H193ZM213 136H214V135H213ZM220 136H221L222 138H221ZM245 136H244V138L246 139ZM258 136L260 137V135H258ZM148 137H149V136H148ZM148 137H147V138H148ZM154 137H155V136H154ZM194 137H195V136H194ZM214 137H215V136H214ZM247 137H249V136H247ZM256 137H257V135H256ZM256 137H254V136L252 135L249 139L247 138V139H248V143H249V145L253 144V143H254L256 140H258V139L263 140L262 138H258V139H257ZM263 137H264V136H263ZM101 138H102V137H101ZM114 138H116V139H118V140H116V139H114ZM156 138H157V137H156ZM156 138H155V139H156ZM162 138L160 137V139H162ZM240 138H239V142H240ZM158 139H159V137H158ZM210 139H211V138H210ZM223 139H224V138H223ZM227 139H228V138H227ZM147 140H148V139H147ZM151 140H153V139H152V135H151ZM163 140H164V139H163ZM168 140H167V141H168ZM197 140H198V139H197ZM201 140H199V141H201ZM215 140H216V138H215ZM229 140H230V139H229ZM237 140H238V139H237ZM144 141H146V139H144ZM149 141H150V140H149ZM149 141H147V142L149 143ZM154 141H155V140H154ZM173 141H172V143H173ZM210 141H211V140H210ZM232 141H233V140H232ZM242 141H243V138H242ZM244 141H245V140H244ZM259 141H260V140H259ZM259 141H257V142H259ZM142 142H143V139H142ZM168 142H169V141H168ZM170 142H171V141H170ZM225 142L227 143L228 140H225L224 143H225ZM229 142H230V141H229ZM237 142H238V141H237ZM153 143H154V142H153ZM155 143H156V142H155ZM155 143H154V144H155ZM161 143H162V142H161ZM216 143H217V141H216ZM219 143H220V142H219ZM240 143H241V142H240ZM244 143H245V142H244ZM259 143H260V142H259ZM259 143H258V146H257V147H259L260 144L264 143V141H262V143H260V144H259ZM144 144H145V142H144ZM149 144H150V143H149ZM212 144H213V143H212ZM227 144H228V143H227ZM235 144H236V143H235ZM245 144H246V143H245ZM255 144H256V143H255ZM262 145H264V144H262ZM234 146H235V145H234ZM242 146H243V147H242ZM242 146H241V147L244 148L245 145H242ZM252 146H253V145H252ZM252 146H251V147H252ZM145 147H146V146H145ZM166 147H169L170 149L167 148V149H168V150H167ZM208 147L211 148V149H209ZM152 148H153V147H152ZM260 148H261V145H260ZM231 149H230V150H231ZM248 149H249V146H248ZM251 149H252V148H251ZM253 149H254V148H253ZM253 149H252V150H253ZM255 149H256V145H255ZM258 149H259V148H258ZM262 149H263V148H262ZM262 149H261V150H262ZM146 150H148L147 147H146ZM159 150H160V149H159ZM242 150H243V149H242ZM148 151H149V150H148ZM160 151H161V150H160ZM248 151H249V150H248ZM254 151H255V150H254ZM151 152H152V150H151ZM257 152H258V154H260V152H261L262 155L264 154V153H262L263 151H260V152L257 151ZM148 153H149V152H148ZM229 153H230V155H229ZM247 153H248V152H246V156H247ZM149 154H150V153H149ZM158 155H159V154H158ZM158 155H157V157H159ZM210 156H213V158L215 157L216 159L214 158V159L210 160ZM246 156H245V157H246ZM249 156H250V155H249ZM249 156H248V158H249ZM148 158H150V157L148 156ZM211 158H212V157H211ZM225 158H226L227 160H226ZM168 159H171V161L168 160ZM249 159H250V158H249ZM249 159H247V160L245 161V163H246ZM262 160H263V159H262ZM85 161H86V160H85ZM85 161H84V162H85ZM96 161H97V160H96ZM101 161H102V160H101ZM106 161H107V160H106ZM149 161H150V160H149ZM240 161H242V160H240ZM77 162H78V161H77ZM97 162H98V161H97ZM104 162H105V161H103L102 163H104ZM142 162H143V161H142ZM150 162H151V161H150ZM232 162H231V163H232ZM251 162H253V161H251ZM81 163H83V162H81ZM85 163H86V162H85ZM85 163H84V164H85ZM93 163H94V161H93ZM144 163H145V162H144ZM144 163H143V165H144ZM205 163H207V164H205ZM225 163H226V164H225ZM248 163H249V162H247L246 164H248ZM86 164H87V163H86ZM86 164H85V165H82V166L84 167V166L90 165L91 162H90V163L88 162L87 165H86ZM98 164H101V163H98ZM107 164H108V161H107V163H105V166H106ZM149 164H150V163H149ZM224 164H225V166H224ZM246 164H245V165H246ZM262 164H264V163H262ZM76 165H78V164H76ZM80 165H81V164H79L78 166H80ZM91 165H92V164H91ZM95 165H96V167H97V163H96ZM205 165H208L209 168H206L207 166H205ZM232 165H233V164H232ZM248 165H250V164H248ZM78 166H76L77 169H79ZM92 166H93V165H92ZM92 166H91V167H92ZM108 166H110V165H107V167H108ZM246 166H247V165H246ZM83 167H82L81 170L85 169V168H83ZM107 167H106V169L109 170L110 167H108V168H107ZM228 167H229V166H228ZM228 167H226V168H228ZM243 167H244V165H243ZM247 167H248V166H247ZM80 168H81V167H80ZM205 168H206V169H205ZM229 168H233V166H232V167L230 166ZM229 168H228V169H229ZM244 168H246V167H244ZM248 168H249V167H248ZM73 169H75V168L73 167ZM73 169H71V170H73ZM86 169H88V168L86 167ZM91 169H94V168H91ZM91 169H90V170H91ZM95 169H96V168H95ZM103 169H104V168H103ZM179 169H180V170H179ZM240 169H241V170H240ZM246 169H247V168H246ZM246 169H245V170H246ZM250 169L253 170L252 168H249V170H250ZM256 169H257V168H256ZM75 170H76V169H75ZM81 170H79V171H81ZM98 170H99V169H98ZM143 170H144V169H143ZM247 170H248V169H247ZM247 170L245 171V173L247 172ZM66 171H67V170H66ZM66 171H65V172H66ZM84 171H86V170H84ZM84 171H83V172H84ZM93 171H94V170H93ZM111 171H112V170H111ZM113 171H114V169H113ZM146 171H145V172H146ZM158 171L161 172V173H160L161 176H160V174L158 173L159 176H160V178H157V177H158V175H157V172H158ZM230 171H231V170H230ZM72 172H76V171H72ZM145 172H144V173H145ZM255 172H256V171H255ZM69 173H71L70 170H69ZM76 173H77V172H76ZM78 173H79V172H78ZM89 173H90V172H89ZM99 173H100V172H99ZM111 173H112V172H111ZM71 174H73V173H71ZM71 174H69V175H71ZM96 174H97V173H96ZM96 174H95V176H96ZM229 174H230V172H229ZM243 174H244V173H243ZM243 174L240 175V176H243ZM250 174H251V173H250ZM69 175L67 174V176H69ZM76 175H77V174H75V176H76ZM79 175H81V174L79 173ZM79 175H78V176H79ZM86 175H87V174H86ZM91 175H94V174H91ZM141 175H140V176H141ZM156 175H157V176H156ZM244 175H245V174H244ZM82 176H83V173H82ZM84 176H85V175H84ZM97 176H99V175H97ZM108 176H109V175H108ZM108 176H107V178H108L109 180H107V181L105 182V184H106V185L108 184V185L105 186V188H110V190H118V189H116V188H118V187H124V189H125V192H124V193H125V194L123 193V194H124L123 196H125V195L128 194V193H126V190H127V189L125 188L126 186H124V183H125V185H126L128 182H131V181L129 180V178L127 179V180H129L128 182H127V181H124V182L122 183V182H120V181L118 180L119 183L114 184V183H116L114 180H116L117 178L114 179V178H113L114 176H110V177H108ZM234 176H233V177H234ZM72 177H73V176H72ZM72 177H71V178H72ZM104 177L106 178L105 175H104ZM111 177L113 178V181H112V178H111ZM115 177H116V176H115ZM130 177H131V176H130ZM166 177H171V178L173 177V178H175V180H174L175 182H177V181H182V183H185V184H186V185H185L186 187H183V188H184V189H185V188H188L189 191H187V193H189V194H187V193L185 192V193L187 194V197H185L186 194L184 193L185 195L182 197L183 200H182L181 198H179V199H181L182 201H184V203L186 202V204H183L184 207H183L182 205L178 206V205H179V202H178V203L176 202V201H177V199H175V196H176V195L174 194V195H175L174 197L169 196L168 193H167L166 190H165V187L162 186L163 180H164ZM247 177H248V176H247ZM80 178H81V177H80ZM93 178H96V177H93ZM100 178L102 179L101 174H100ZM107 178H106V179H107ZM110 178H111V179H110ZM134 178H135V177H134ZM140 178H141V177H140ZM144 178H145V179H144ZM239 178L241 179V177H239ZM239 178H238V179H239ZM244 178H246V175L244 176ZM244 178L242 177L241 180H243ZM69 179H70V178H68V180H69ZM72 179H75V178L73 177ZM72 179H71V180H72ZM76 179H77V178H76ZM76 179H75V181H77L79 178H78L77 180H76ZM238 179H237V180H238ZM71 180H70V182H71ZM79 180H80V179H79ZM98 180H99V179H98ZM104 180H105V179H104ZM204 180H205L206 184L203 183ZM206 180H207V181H206ZM241 180H240V181H241ZM246 180H247V179H245V181H246ZM100 181H101V180H100ZM116 181H117V180H116ZM118 181H117V182H118ZM121 181H123V180H121ZM166 181H167V180H166ZM169 181H170V180H169ZM171 181H172V180H171ZM171 181H170V182H171ZM217 181H218V183H217ZM73 182H74V181H73ZM81 182H82V181H81ZM95 182H96V180H95ZM102 182H103V181H102ZM196 182H197V183H196ZM238 182H239V181H238ZM61 183H62V182H61ZM61 183H60V186L62 187ZM76 183H78V182H76ZM76 183H74V184H76ZM112 183H113V184H112ZM120 183H122V184H120ZM171 183H172V182H171ZM177 183H178V182H177ZM182 183H179V184H182ZM234 183L237 184L235 181H234ZM246 183H247V182H246ZM246 183H245V184H246ZM78 184H79V185H78ZM78 184H77V185L79 186V187H78L79 189H81V188L84 189V188L86 187V186H84V183L82 184V185L84 186V188H83V186L80 188V185H81V184H80V183H78ZM86 184H87V183H86ZM91 184H92V183H91ZM93 184H94V183H93ZM95 184H96V183H95ZM129 184H128V185H129ZM165 184H166V183H165ZM174 184H176V183H174ZM203 184H204V185H203ZM248 184H249V182H248ZM64 185H65V188H66V189L64 188V189H65L64 193H66V191H68V188L66 187L67 184L64 183L63 186H64ZM68 185H67V186H68ZM87 185H88V184H87ZM98 185H99V184H98ZM128 185H127V186H128ZM171 185H172V184H171ZM183 185H184V184H183ZM199 185H200V186H199ZM230 185H231V183H230ZM232 185H233V184H232ZM60 186H58V187H60ZM74 186H76V185H74ZM89 186H90V185H89ZM93 186H94V185H93ZM177 186H178V184L176 185V188H177ZM196 186H195V188H197ZM211 186H212V187H211ZM225 186H228V187L226 188L227 190H225ZM70 187H69V188H70ZM130 187H129V188H130ZM170 187H172V186H170ZM179 187L182 188V186H180V185L178 186V188H179ZM221 187H224V190H223V188H221ZM105 188H104V189H105ZM129 188H128V190H129ZM132 188H130V189H132ZM168 188H169V187H168ZM176 188L174 187L175 190H180V189H181V188H179V189H178V188L176 189ZM195 188H194V189H195ZM213 188H214V190H213ZM215 188H216V189H215ZM228 188L230 189V191H231V190L233 191V192L229 193V195H227L228 192H229ZM233 188H234V186H233ZM235 188H238V187L235 186ZM55 189H56V188H55ZM58 189H59V188H58ZM73 189L70 190V191H72L71 193L74 192ZM86 189H87V187H86ZM94 189L97 190V187L95 186ZM99 189H100V188H99ZM124 189H122V190H124ZM171 189H173V188H171ZM210 189H209V190H210ZM59 190H60V189H59ZM61 190L63 191V189H61ZM61 190H60V191H61ZM88 190H89V189H88ZM100 190H102V189H100ZM175 190H174L173 192H175ZM186 190H187V189H186ZM195 190L197 191V189H195ZM236 190H237V189H236ZM243 190H244V188L242 189V191H243ZM62 191H61V192H62ZM80 191H81V190H80ZM82 191L84 192L85 189L82 190ZM103 191H104V190H103ZM180 191H181V190H180ZM180 191H179V192H180ZM214 191H215V192H214ZM223 191H224V192H223ZM227 191H228V192H227ZM89 192H90V190H89ZM105 192H106V191H105ZM110 192H111V191H110ZM171 192H172V191H171ZM171 192H170V193H171ZM192 192H193V193H192ZM208 192H209V193H208ZM225 192H226L227 194H226ZM243 192H245V191H243ZM243 192H242L241 195L244 196L245 194H247L246 192H245V193H243ZM67 193H68V195H71V197L68 196L67 199L70 197V198H72L70 201H72V200H76L75 198H73V197H74V196H73L74 194H71L69 191H68ZM85 193L87 194L88 191H86ZM93 193H94V191H93ZM99 193H100V191H99ZM206 193H207V194H206ZM219 193H218V194H219ZM240 193H241V189H240ZM91 194H92V193H91ZM102 194H103V193H102ZM224 194H225L226 196H224ZM83 195H84V194H83ZM88 195H89V193H88ZM100 195H101V193H100ZM119 195H120V194H119ZM121 195H122V193H121ZM171 195H172V194H171ZM182 195H183V194H182ZM182 195H181V196H182ZM233 195L236 196V197L234 198ZM61 196H62V195H61ZM66 196H67V195H66ZM66 196H65V197H66ZM72 196H73V197H72ZM84 196H85V195H84ZM84 196H83V197H84ZM101 196H102V195H101ZM104 196H105V195H104ZM127 196H128V195H127ZM127 196H126V197H127ZM196 196H197V197H196ZM215 196H216V195H215ZM215 196H214V197H215ZM243 196H242V197H243ZM247 196H248V195H247ZM81 197H82V195H81ZM81 197H80V198H81ZM85 197H86V196H85ZM94 197H95V196H94ZM109 197H110V196H109ZM118 197H119V196H118ZM118 197H116V198H118ZM126 197H124V198H126ZM184 197H185V198H184ZM192 197H191V198H192ZM195 197H196V198H195ZM211 197H212V195H211ZM214 197H213V198H214ZM216 197H217V196H216ZM218 197H219V196H218ZM70 198H69V199H70ZM86 198H88V200L90 199L89 201H92V200H93V199H91V198H93V196H92V197H86ZM103 198H104V197H103ZM114 198H115V197H114ZM121 198H122V197H121ZM121 198H120V199H121ZM191 198H190V199H191ZM222 198H223V199H222ZM237 198H238V197H237ZM131 199H132V198H131ZM215 199H217V198H215ZM215 199H214V201H215ZM77 200H76V201H77ZM97 200H99L98 197H97ZM105 200H106V199H105ZM206 200H207V199H206ZM212 200H213V199H212ZM217 200H219V199H217ZM63 201L66 202V203H68L67 201H69V200H67V201L63 200ZM63 201H62V204H66V203H63ZM70 201H69L70 205H73V204H71ZM84 201H85V200H84ZM108 201H109V199H108ZM179 201H180V200H179ZM182 201H181V203H183ZM191 201H192L191 203H193L194 200L191 199ZM204 201H205V200H204ZM229 201L231 202V203L228 202L229 204H233V203H234L233 200H229ZM232 201H233V202H232ZM120 202H121V201H120ZM122 202H123V201H122ZM126 202H127V201H126ZM130 202H131V201H130ZM130 202H129V203H130ZM207 202H208V200H207ZM224 202H223V203H224ZM83 203H84V205H85V202H83ZM87 203H88V202H87ZM99 203H100V202H99ZM191 203H190V204H191ZM195 203H196V202H195ZM200 203H201V202H200ZM209 203H211V201H210ZM213 203H214V202H213ZM223 203H222V205L219 203V206H220V205H221V206L226 205V204H223ZM240 203H241V202H240ZM243 203H244V202H243ZM97 204H98V203H97ZM100 204H101V203H100ZM100 204H99V205H100ZM126 204H127V203H126ZM190 204H189V205H190ZM214 204H215V203H214ZM217 204H218V203H216L215 205H217ZM238 204H239V205H238ZM257 204H258V203H257ZM196 205H197V204H196ZM212 205H213V204H212ZM227 205H228V204H227ZM233 205H234V204H233ZM236 205H238V206H236ZM241 205H242V204H241ZM65 206H68V205H65ZM128 206H130V205H128ZM181 206H182V207H181ZM193 206H194V205H193ZM221 206H220V207H221ZM229 206H230V205H229ZM60 207H61V206H60ZM70 207H72V206H70ZM107 207H108V206H107ZM107 207H106V208H107ZM131 207H132V206H131ZM230 207H231V206H230ZM232 207H233V206H232ZM232 207H231V209H232ZM56 208H57V207H56ZM56 208H55V209H56ZM66 208H67L68 210L70 209V208H68V207H66ZM66 208H64V211L66 210ZM73 208H75V207L73 206L72 209H73ZM85 208H84V211H85ZM124 208H126V206H125ZM134 208H136V207H134ZM183 208H184V209H183ZM222 208H223V207H222ZM222 208L219 209V208H218V205H217V208H216L217 210L215 209V211L217 212L218 210H222ZM76 209H77V208H76ZM122 209H123V208H122ZM132 209H133V207H132ZM240 209H241V208H240ZM81 210H82V209H81ZM129 210H130V209H129ZM138 210H139V209H138ZM181 210L183 211V213H182ZM184 210H185V211H184ZM226 210H225V211H226ZM241 210H242V209H241ZM255 210H256V209H255ZM257 210L259 211V209H257ZM77 211H78V209H77ZM79 211H80V210H79ZM92 211H93V212H92ZM107 211H108V210H107ZM133 211H134V210H133ZM194 211H195V210H194ZM223 211H224V210H223ZM66 212H67V211H66ZM71 212H73V211H70V213H71ZM74 212L76 213V210H75V209H74ZM81 212H82V211H81ZM127 212H128V211H127ZM130 212H132V211H130ZM213 212H214V211H212V213H213ZM219 212H220V211H219ZM233 212H234V213H233ZM236 212H237L238 214H237ZM54 213H55V212H54ZM102 213H103V212H102ZM106 213L109 215L108 212H106ZM106 213H105V214H106ZM128 213H129V212H128ZM193 213H194V212H193ZM209 213H210V212H209ZM254 213H255V211H254ZM59 214H60V213H59ZM63 214H64V213H63ZM65 214H66V213H65ZM76 214H77V213H76ZM88 214H89V213H88ZM96 214H97V215H96ZM112 214H111V215H112ZM135 214H136V213H135ZM219 214H220V216H217V215L215 214V215H216L215 218L217 217L216 219H218V220L221 219V221H222V216H221V214L223 215V217H225V216H224L225 214H223V213H219ZM226 214L229 215V214L227 213V211H226ZM232 214H231V216L233 217ZM57 215H58V214H57ZM60 215H61V214H60ZM70 215H73V213H71ZM77 215H78V214H77ZM85 215H87V214H85ZM133 215H134V214H133ZM204 215H205V214H204ZM211 215H212V214H211ZM62 216H63V217L69 216V213H68V215H62ZM81 216H82V215H81ZM100 216H101V215H100ZM102 216H103V215H102ZM105 216H106V215H105ZM193 216H194V214H193ZM205 216H206L205 219L207 220V222L209 221L208 223H210V222L213 223V224L216 223V221L213 222L214 220H211V219H210V220H211V221H210V220H209L210 217H208V215H205ZM260 216H261V215H260ZM70 217H74V216H70ZM75 217H76V216H75ZM79 217H80V216H79ZM85 217H87V216H85ZM108 217H109V216H108ZM108 217H107V218H108ZM219 217H221V218H219ZM254 217L256 218V213L254 214ZM76 218H77V217H76ZM111 218H112V217H111ZM111 218H108V219L112 220ZM184 218H183V219H184ZM194 218H195V217H194ZM211 218H212V217H211ZM234 218H233V219H234ZM242 218H243V217H242ZM257 218H258V217H257ZM105 219H106V218H105ZM197 219H198V218H197ZM216 219H215V220H216ZM223 219H225V218H223ZM226 219H229V216H228V217L226 216ZM230 219H231V217H230ZM237 219L235 220V222L237 221ZM68 220H69V222H70L71 219H68ZM73 220H74V218H73ZM185 220H184V221H185ZM191 220H192V219H191ZM191 220H190V221H191ZM193 220H194V222H195V223L193 222L194 225L197 224L196 221H195V219H193ZM193 220H192V221H193ZM231 220H232V219H231ZM239 220H240V219H239ZM254 220H255V219H254ZM61 221H62V220H61ZM76 221H77V220H76ZM106 221H107V219H106ZM106 221H104V222H106ZM184 221H183V223H184ZM190 221H189V222H190ZM227 221H228V223H229V220H227ZM227 221H226V222H227ZM240 221H241V220H240ZM240 221H238V222H240ZM63 222H64V220H63ZM72 222H75V221H72V220H71V223H72ZM85 222H86V225H84ZM144 222H145V223H144ZM170 222H172L171 225L169 224ZM181 222H182V221H181ZM203 222H205V221L203 220ZM207 222H206V223H207ZM217 222H218V221H217ZM231 222H232V221H231ZM261 222H262V221H261ZM75 223H76V222H75ZM75 223H74V224H75ZM77 223H78V222H77ZM77 223H76V224H77ZM93 223H95L96 226H95ZM106 223H107V222H106ZM106 223H105V224H106ZM146 223L151 224V226H150V225H147ZM211 223H210V224H211ZM232 223H234V221H233ZM72 224H73V223H72ZM87 224H89V225L93 224V225H91L92 230H89V227H85V226H89V225H87ZM204 224H205V223H204ZM210 224H208V225L210 226ZM213 224H211V226L215 229V228H216V225H219L220 223H219V224L217 223L216 225L214 224L215 226H214ZM252 224H253V222H252ZM77 225H78V224H77ZM169 225H170V226H169ZM208 225L206 224V226H208ZM221 225H222V227H223V224H221ZM221 225H220V226H221ZM231 225H233V224H231ZM235 225H237V224L234 223L233 227H235ZM68 226H69V225H68ZM72 226H73V225H72ZM78 226H80V225H78ZM78 226H77V228H78ZM98 226H100V227H98ZM182 226H183V225H182ZM184 226H186L185 228H186V230L188 231V228H189V227L187 228V225H184ZM188 226H190V224H189ZM237 226H239V225H237ZM130 227L133 228V229L135 228V229L133 230V229H131ZM190 227H196V225L193 226V224H192V226H190ZM197 227H198V225H197ZM204 227H205V225H204ZM218 227H219V226H218ZM84 228H85V229H84ZM136 228H139V229L136 230ZM199 228H200V226H199ZM199 228H198V229H199ZM201 228H202V226H201ZM236 228H237V227H236ZM236 228H235V229H236ZM238 228H239V227H238ZM71 229H75V228H74V227H71ZM177 229L181 230L180 232H182L183 235H182L180 232H177ZM189 229H190V228H189ZM204 229H206V227H205ZM209 229H210V227H209ZM214 229H211V230L214 231V235H215L216 232H217L216 230H218V228H216L215 230H214ZM219 229H221V227H220ZM230 229H231V228H230ZM68 230H69V229H68ZM135 230H136V231H135ZM139 230H140V231H139ZM141 230H142V231H141ZM179 230H178V231H179ZM211 230H210V231H211ZM227 230H228V229H227ZM81 231H82V230H81ZM143 231H145V232H143ZM202 231H203V232H202ZM202 231H201V229H200V232L204 234V233L207 232V229H206V231H204V230H202ZM210 231H208V232H210ZM215 231H216V232H215ZM218 231H219V230H218ZM231 231H232V230H231ZM236 231H239V230L236 229ZM78 232H80V231H78ZM78 232L76 231V233H78ZM83 232H84V231H83ZM83 232H82V233H83ZM112 232H113V233H112ZM132 232H133V233H132ZM222 232H223V229H222ZM233 232H234V231H233ZM239 232H240V231H239ZM86 233H87V232H86ZM86 233H84V234H86ZM88 233H87V234H88ZM118 233H119L120 235H119ZM178 233H180V234H178ZM201 233H199V235H196V236H200V238H199V237H198V238L201 239V242H200V240H197V238L195 237L196 240H195V239H194V240H195L196 243L194 242L193 244H196V247H197V243H198L197 241H199V243H203L204 240H205V242H207V243H206V244H207V247H208V248L211 247V246L214 244L215 240L217 239V236H216V239L214 238V241L212 240V241H213L212 245H210L209 243H211L210 241H211V239H213V238H210V239L207 238V236H209V235H207V234H209V233H206V237H205L204 235H201ZM234 233H235L237 236L239 235L238 232H237V233L234 232ZM255 233H256V232H255ZM262 233H263V232H262ZM74 234H75V233H74ZM84 234H83V236H84V238L87 240V242H88V243L91 242V243L89 244V246H90L92 243L95 244V246L92 244L93 248H92V247H90V248H92V251H93V249H94V252H96V251H97V249H96V251H95V248H97L96 244L99 243V242L101 243V239L103 238V237L101 238L102 235H100V239H99V237H97V236L95 235V236L97 237V238L95 237L96 240L99 239L100 241L97 242V241L95 240V243H94V242H92V241H93L92 238H89V239L92 240V241H90V240H88V238H86L87 235L85 236ZM127 234H129V235H127ZM212 234H213V233H212ZM217 234H219V233H217ZM125 235H127V236H125ZM240 235H241V234H240ZM240 235H239V236H240ZM242 235H243V234H242ZM242 235H241V236H242ZM253 235L255 236V234H253ZM68 236H69V235H68ZM68 236H67V237H68ZM78 236H79V235H77V237H78ZM88 236L90 237V234H88ZM98 236H99V234H98ZM103 236H104V235H103ZM177 236H178V237H177ZM191 236H192V234H191ZM201 236H202V238H201ZM203 236H204V237H203ZM210 236H211V235H210ZM210 236H209V237H210ZM237 236H236V239H237ZM74 237H75V236H74ZM137 237H139V238L137 239ZM174 237H177L179 240H181V241L183 242V245H184L183 250H181V247L179 246L180 243H178V242H176V240H174ZM218 237H219V236H218ZM68 238H69V237H68ZM81 238H82V239H81V241H82V240H83V237L81 236ZM150 238H149V239H150ZM156 238H155V239H156ZM192 238H193V237H192ZM192 238H191V239H192ZM204 238H205V239H204ZM206 238L209 239V240L206 241ZM234 238H235V237H234ZM75 239H78V238H75ZM85 239H84V240H85ZM104 239H105V238H104ZM117 239H118V238H117ZM191 239H190V240H191ZM84 240H83V241H84ZM102 240H103V239H102ZM113 240H114V239H113ZM129 240H130V241H129ZM146 240H147V238H146ZM192 240H193V239H192ZM70 241H71V240H70ZM103 241H104V240H103ZM106 241H108V240H106ZM110 241H111V240H110ZM126 241H127V243H126ZM141 241H142V240H141ZM147 241H148V240H147ZM152 241H153V240H152ZM154 241H158V239H157V240H154ZM164 241H165V242H164ZM174 241H175V242H174ZM218 241H219V239H218ZM218 241H217V242H218ZM220 241H221V240H220ZM220 241H219V242H220ZM78 242H79V241H78ZM84 242H85V241H84ZM96 242H97V243H96ZM149 242H150V240H149ZM160 242H158V244H160ZM208 242H209V243H208ZM82 243H83V242H82ZM103 243H104V242H103ZM120 243H122V242H120ZM145 243H146V242H145ZM150 243H151V245H152V242H150ZM199 243H198V244H199ZM78 244H79V243H78ZM80 244H81V242H80ZM80 244H79V245H80ZM83 244H84V243H83ZM83 244H82V245H83ZM85 244L87 245V243H85ZM155 244H156V242H155ZM158 244H157V245H158ZM175 244H176V245H175ZM206 244H205V246H206ZM216 244H218V247H219V243H216ZM220 244H221V243H220ZM82 245H81V246H82ZM117 245H118V246H117V248H118L120 244H117ZM145 245H147V244H145ZM157 245H155V246H157ZM183 245H182V247H183ZM202 245H203V244H202ZM202 245H201V246H202ZM208 245H209V246H208ZM98 246H100V245H98ZM133 246H134V248H133ZM135 246H136V247H135ZM161 246L163 247V245H161ZM214 246H215V244H214ZM214 246H213V247H214ZM235 246H236V245H235ZM79 247H80V246H78L77 248H79ZM84 247H85V245H84ZM84 247H83V248H84ZM113 247H115V246H113ZM120 247H121V246H120ZM146 247H147V246H146ZM146 247H145V248H146ZM151 247H152V246H151ZM158 247H159V246H158ZM192 247H193V245H192ZM198 247H199V246H198ZM216 247H217V246H216ZM81 248H82V247H80V249H81ZM87 248H88V245H87L86 249H87ZM128 248H129V247H128ZM130 248H131V247H130ZM145 248H143V249H145ZM152 248H153V247H152ZM152 248H151V250H152ZM165 248H163V249H165ZM193 248H195V247H193ZM203 248H204V245H203ZM203 248H201V249H203ZM80 249H78V250H80ZM121 249H123V248H121ZM124 249H125V248H124ZM126 249H127V248H126ZM146 249H148V248H146ZM157 249H158V248H157ZM160 249H161V248H159V250H160ZM197 249H198V248H197ZM199 249H200V248H199ZM211 249H212V247H211ZM213 249H215V248H213ZM216 249H217V248H216ZM234 249H235V247H234ZM236 249L239 250V248H237V246H236ZM236 249H235V251H236ZM78 250H77V253L80 254L81 252H83V251L85 250V248H84L83 250H80V251H78ZM90 250H91V249H90ZM90 250L88 249L87 252L85 251V252H86L85 255H88L90 252H91L92 255L95 254V253L93 254L92 251H90ZM148 250H149V249H148ZM232 250H233V249H232ZM89 251H90V252H89ZM142 251L144 252V250H142ZM145 251H146V250H145ZM149 251H150V250H149ZM152 251H153V250H152ZM154 251H155V250H154ZM168 251H166V254L168 253ZM233 251H234V250H233ZM233 251H232V252H233ZM235 251L233 252V253H234L233 258H231V259H233L235 262H234L233 260H231V259H230V260L233 261L234 264H237V263H238V260L242 259V258H241L242 255L238 256V255H239V252L237 253V252H235ZM251 251H253V250H251ZM85 252H83V253H85ZM88 252H89V253H88ZM150 252H151V251H150ZM160 252H161V251H159V253H160ZM163 252H164V251H163ZM193 252H194V251H193ZM196 252H197V251H195V253H196ZM202 252H203V251H202ZM253 252H254V251H253ZM83 253H82V255H83ZM87 253H88V254H87ZM96 253H97V252H96ZM123 253H124V252H123ZM153 253H154V252H153ZM235 253H237V254H236V255H237L236 258L238 259V257H239V259H238L237 261H236V258L234 257V256H235ZM241 253H242V252H240V254H241ZM124 254H125V253H124ZM138 254H139V253L137 252V255H138ZM140 254H141V253H140ZM143 254H144V253H143ZM164 254H165V253H164ZM170 254H169V257H170ZM137 255H136V256H137ZM141 255H142V254H141ZM141 255H140V256L138 255V256L141 258ZM156 255H157L158 257L160 256L159 254H156ZM78 256L80 257L81 255H78ZM83 256H84V255H83ZM83 256H82V257H83ZM120 256H121V255H120ZM136 256H135V258H136V261H138V262H135L134 260H132V262H133V263L135 262V264H138V263H140V262H139V260H137V257H136ZM144 256H147V255L145 254ZM144 256H143V257H144ZM151 256H152V255H151ZM162 256H163V255H162ZM162 256H161V257H162ZM173 256H172V257H173ZM181 256H182V257H181ZM193 256H195V255L193 254ZM198 256H199V255H198ZM248 256H250V254H249ZM82 257H80V258H82ZM84 257H86V256H84ZM118 257H119V256H118ZM154 257H156V256H154ZM161 257H160V259H161ZM163 257H164V256H163ZM163 257H162V258H163ZM165 257H166V255H165ZM172 257H171V259H172ZM191 257H192V256H191ZM200 257H201V256H200ZM202 257H203V256H202ZM133 258H134V257H133ZM173 258H174V257H173ZM193 258H194V257H193ZM193 258H192V259H193ZM195 258H196V257H195ZM195 258H194V259H195ZM250 258H251V257H250ZM250 258H249V260H250ZM85 259H87V257L84 258L83 260H85ZM143 259H144V258H143ZM145 259H146V257H145ZM148 259H149V257H148ZM153 259H154V258H153ZM157 259H159V258H157ZM190 259H191V258H190ZM194 259H193V260H194ZM196 259H197V258H196ZM246 259H247V258H246ZM83 260H81V261H83ZM87 260H88V259H87ZM90 260H91V259H90ZM110 260H111V259H110ZM120 260H121V259H120ZM149 260H150V259H149ZM149 260H147V261H149ZM151 260H152V258H151ZM165 260H166V258L164 259V262H165ZM167 260H168V258H167ZM172 260H173V259H172ZM176 260H178V259H176ZM230 260H229V261H230ZM108 261H109V260H108ZM140 261H141V259H140ZM154 261H155V259H154ZM156 261H157V260H156ZM160 261H162V259H161ZM168 261H169V260H168ZM179 261H178V262H179ZM152 262H153V261H152ZM152 262H151V264H152ZM175 262H176V261H175ZM178 262H177V263H178ZM192 262H193V261H192ZM236 262H237V263H236ZM239 262H240V261H239ZM108 263H111V264H112V262H108ZM115 263H116V262H115ZM115 263H113V264H115ZM133 263H132V264H133ZM145 263H147V262H145ZM157 263L159 264V260H158ZM165 263H167V261H166ZM172 263H173V261H172L170 264H172ZM179 263H180V262H179ZM179 263H178V264H179ZM189 263H190V262H189ZM194 263H195V262H194ZM116 264H118V263H116ZM141 264H143V262H142ZM160 264H162V263H160ZM163 264H164V263H163ZM167 264H168V263H167ZM180 264H181V263H180ZM190 264H193V263H190ZM229 264H230V263H229ZM231 264H233V263L231 262Z\"/></svg>", "mask_w": 264, "mask_h": 264}]
</instances>
